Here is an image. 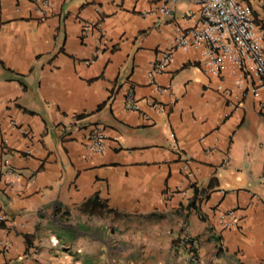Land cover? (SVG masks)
Returning a JSON list of instances; mask_svg holds the SVG:
<instances>
[{"label":"crops","instance_id":"crops-1","mask_svg":"<svg viewBox=\"0 0 264 264\" xmlns=\"http://www.w3.org/2000/svg\"><path fill=\"white\" fill-rule=\"evenodd\" d=\"M244 2L264 34V0ZM51 3L40 19L33 0H0V157L7 145L21 175L0 181V264H57L56 216L80 224L164 212L198 240L200 264H264V90L255 96L257 79L231 64L216 72L203 45L176 48L200 23V7ZM165 3L168 16L158 12ZM88 20L101 22L105 47L96 33L83 37ZM169 52V66L150 83ZM131 91L139 111L125 107ZM95 128L108 137L103 154L87 147ZM232 210L239 224L223 228L220 213ZM148 241L144 257L153 264H195L187 251L169 254Z\"/></svg>","mask_w":264,"mask_h":264},{"label":"built area","instance_id":"built-area-1","mask_svg":"<svg viewBox=\"0 0 264 264\" xmlns=\"http://www.w3.org/2000/svg\"><path fill=\"white\" fill-rule=\"evenodd\" d=\"M200 7V23L185 32H182L176 39V48L189 51L193 47L205 46L206 54L212 60V65L216 72H220L231 64L237 67L243 76L256 78L259 87L255 90V96H259L258 91L264 90V34L257 25L244 0H191ZM35 12L40 19L47 17L51 9V0H33ZM158 12L162 16H168L170 10L167 4L161 5ZM83 37L89 33L98 35V46H106L107 39L101 29L99 20H88L82 22ZM173 57V52H169L154 65L148 75L150 83H154L155 77L163 73L169 66ZM127 110L139 111V103L135 99L133 91L128 93L125 100ZM260 107L264 110V99L261 100ZM24 135L30 134L21 129ZM107 135L102 128H95L89 135L87 147L90 152L103 154L107 147ZM177 148V144L174 143ZM3 157H0V181L10 184L19 179L21 175L15 170L9 158L14 154L7 145L2 146ZM30 154V151H27ZM186 165L189 164L185 158ZM192 178V173L187 174ZM6 221L5 216L0 215V223ZM239 217L235 211L220 213V223L223 228H235L239 224ZM55 246V242L52 243ZM182 245L185 247L191 262L200 264L197 254L199 248L198 240L192 237L184 238ZM5 251L10 249L6 243L3 247ZM196 251V252H194Z\"/></svg>","mask_w":264,"mask_h":264},{"label":"rangeland","instance_id":"rangeland-1","mask_svg":"<svg viewBox=\"0 0 264 264\" xmlns=\"http://www.w3.org/2000/svg\"><path fill=\"white\" fill-rule=\"evenodd\" d=\"M176 220L171 212L87 218L80 224L56 216L50 231L56 238L57 264H153L144 257L146 240L151 248L152 241L159 240L163 252L176 255L180 249L184 253L186 249L180 245L190 235L176 229Z\"/></svg>","mask_w":264,"mask_h":264},{"label":"trees","instance_id":"trees-1","mask_svg":"<svg viewBox=\"0 0 264 264\" xmlns=\"http://www.w3.org/2000/svg\"><path fill=\"white\" fill-rule=\"evenodd\" d=\"M109 213H114V214H116V213H115L114 211H112V210H110ZM150 216H154V214H151ZM194 252H196V251H194Z\"/></svg>","mask_w":264,"mask_h":264}]
</instances>
